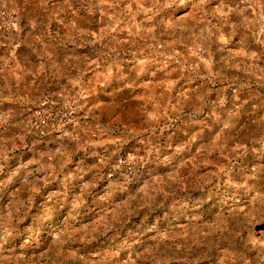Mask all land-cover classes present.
I'll list each match as a JSON object with an SVG mask.
<instances>
[{"label":"rangeland","instance_id":"374dc122","mask_svg":"<svg viewBox=\"0 0 264 264\" xmlns=\"http://www.w3.org/2000/svg\"><path fill=\"white\" fill-rule=\"evenodd\" d=\"M0 264H264V0H0Z\"/></svg>","mask_w":264,"mask_h":264},{"label":"built area","instance_id":"2783aa9c","mask_svg":"<svg viewBox=\"0 0 264 264\" xmlns=\"http://www.w3.org/2000/svg\"><path fill=\"white\" fill-rule=\"evenodd\" d=\"M74 113V106L69 103L55 104L46 102L32 118L36 129L43 131L56 121L67 122Z\"/></svg>","mask_w":264,"mask_h":264}]
</instances>
